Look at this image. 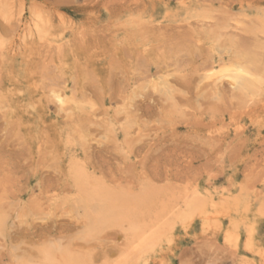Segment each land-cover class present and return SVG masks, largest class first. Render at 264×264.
Here are the masks:
<instances>
[{"label": "rangeland", "instance_id": "1", "mask_svg": "<svg viewBox=\"0 0 264 264\" xmlns=\"http://www.w3.org/2000/svg\"><path fill=\"white\" fill-rule=\"evenodd\" d=\"M1 3L0 264H264V0ZM94 192L126 219L90 230Z\"/></svg>", "mask_w": 264, "mask_h": 264}, {"label": "bare ground", "instance_id": "2", "mask_svg": "<svg viewBox=\"0 0 264 264\" xmlns=\"http://www.w3.org/2000/svg\"><path fill=\"white\" fill-rule=\"evenodd\" d=\"M3 2V0L1 1L0 0V3ZM5 2V1H4ZM8 2V1H7ZM1 4H4V3H1ZM5 8V7H4ZM2 11V10H1ZM0 11V12H1ZM39 13V12H38ZM37 13V14H38ZM40 14V13H39ZM43 18V16H41ZM37 18V17H36ZM35 18V23L36 25L34 24L33 27H36L38 28V31H40V26H42V23H43V20H41V18ZM37 21V22H36ZM33 22V21H32ZM46 22V21H45ZM44 24V23H43ZM37 30V29H36ZM238 61V60H237ZM248 62V61H247ZM229 63V62H227ZM245 63V62H244ZM246 64V63H245ZM229 65V64H228ZM227 65V66H228ZM228 68V67H227ZM249 69H246L245 67L243 66H235L233 69H231L230 71L226 72V73H223L222 75H220L218 78L214 79L216 82L221 80L222 78H227L229 81H230V86H232V88H235V89H238V90H241V91H251L254 84L250 81V77H252L250 75V73L248 72ZM251 71V70H250ZM216 88V85L214 86ZM214 92V91H213ZM238 95V94H237ZM196 193V192H195ZM194 193V194H195ZM187 197V196H186ZM185 197V198H186ZM115 199V198H114ZM120 200V199H119ZM85 204L88 206L87 208H89L91 211H92V208L95 210L94 213H95V216H94V222H93V226L90 230H92L94 227H96L97 224H104V223H113V225H115V223H119L122 222V220L124 221L127 217L125 214H129V212L125 213L124 210L122 209V205L120 206L119 204L117 205V202L116 200H112L111 198H109L108 200L106 199V197H104V195H102L101 193H98V192H94L92 194H89V195H86L85 199ZM121 201V200H120ZM126 201V200H125ZM182 201V200H181ZM122 202V201H121ZM130 202V201H129ZM177 202V201H176ZM179 202V201H178ZM83 203V202H81ZM167 203V202H166ZM165 203V204H166ZM220 203V202H219ZM249 203V202H248ZM124 204V203H122ZM161 204H162V201H161ZM168 204V203H167ZM179 204V203H178ZM210 204V203H209ZM212 204V203H211ZM214 204H215V201H214ZM146 205V204H145ZM219 205V204H217ZM223 205V204H222ZM220 205V206H222ZM239 203L237 201H233V202H230L227 204V206L225 207L224 211H227V213H230L231 212H234L235 213H238L240 208H239ZM84 206V205H83ZM169 206V205H168ZM166 206V207H168ZM206 204H205V201L203 200H200L197 196H192L190 198H186L183 202H182V208H183V212H190V213H193L195 212H198L199 215L202 216V214L205 212L206 210ZM247 206V205H245ZM244 206V207H245ZM82 207V206H81ZM135 207V206H134ZM212 207V205H211ZM243 207V209H245ZM175 208V207H174ZM174 208H169L166 210V212L168 214H170L173 210L177 211L178 209H174ZM224 208V207H223ZM147 209V208H146ZM211 209V208H210ZM181 210V209H180ZM253 210V209H252ZM251 210V211H252ZM84 211V209H83ZM92 211V212H93ZM162 211L165 212V209H162ZM213 211V210H212ZM86 212V211H85ZM84 212V214H85ZM180 212V211H179ZM206 212H209V211H206ZM89 213V212H88ZM211 213V212H210ZM224 212H222L223 214ZM172 214V213H171ZM178 214V213H177ZM194 214V215H195ZM213 214V212H212ZM248 214V213H247ZM255 214V213H254ZM91 215V213H90ZM125 215V216H124ZM225 215V214H224ZM242 215V214H240ZM169 216V215H168ZM210 216V215H209ZM213 216V215H212ZM237 216V215H236ZM170 217H172L170 215ZM178 217V216H177ZM194 217V216H193ZM199 217V216H198ZM208 217V216H206ZM239 217V216H238ZM245 217V216H244ZM247 217V216H246ZM169 218V217H168ZM175 218V217H174ZM187 218V217H186ZM86 219V218H85ZM176 219V218H175ZM201 219V218H200ZM205 219V218H204ZM203 219V220H204ZM227 219V218H226ZM231 219V218H230ZM239 219V218H238ZM251 219V218H250ZM89 220V219H88ZM173 220V219H172ZM207 220V219H206ZM237 220V219H236ZM157 221V220H156ZM231 221V220H230ZM239 221V220H238ZM246 221V220H245ZM91 222V220H90ZM215 222V220H214ZM88 223V222H87ZM241 223V222H240ZM108 224V225H109ZM110 224V225H111ZM129 224V228L131 230L130 232V241L132 242V245L134 246L133 250L135 251H139V252H146L148 250H150L151 248H154L156 245V242L157 240L159 239V236H158V232H160V230H158L157 227L154 228L155 224L152 223H148L149 225H147V227L143 224H141L139 221H134L133 220H130L128 222ZM153 224V225H151ZM163 224H166L163 223ZM187 224V223H186ZM232 224V223H231ZM244 224V222H243ZM112 225V227H113ZM107 226V225H106ZM117 226V224L115 225V227ZM149 226V227H148ZM232 226V225H230ZM120 227V226H119ZM164 227V226H163ZM158 231H157V230ZM163 229V228H162ZM232 231H233V228H232ZM235 232V231H234ZM233 232V233H234ZM127 234H129L128 232H125ZM162 235V233H161ZM129 237V236H128ZM131 242H130V245H131ZM155 245V246H154ZM154 246V247H153ZM48 248V247H47ZM50 248V247H49ZM132 249V248H131ZM132 254V252H131ZM130 254V255H131ZM134 255V254H133ZM132 255V256H133ZM42 256V255H41ZM44 260H45V264H49L50 261H52L53 259V256L52 254L49 252V251H46L44 254ZM131 256V257H132ZM138 259V258H137ZM43 260V259H42ZM43 260V261H44ZM130 260V258L128 259V261ZM132 260H133V257H132ZM54 261V260H53ZM134 261V260H133ZM47 262V263H46ZM52 263V262H50ZM131 263V262H129ZM135 263V262H134ZM53 264V263H52ZM136 264V263H135Z\"/></svg>", "mask_w": 264, "mask_h": 264}]
</instances>
